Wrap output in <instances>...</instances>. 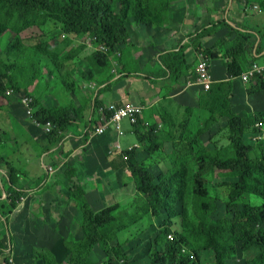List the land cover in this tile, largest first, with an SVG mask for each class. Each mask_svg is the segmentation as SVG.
Returning a JSON list of instances; mask_svg holds the SVG:
<instances>
[{
    "label": "crops",
    "instance_id": "obj_1",
    "mask_svg": "<svg viewBox=\"0 0 264 264\" xmlns=\"http://www.w3.org/2000/svg\"><path fill=\"white\" fill-rule=\"evenodd\" d=\"M253 5L260 10L254 9ZM149 6L148 11L151 12L145 21L129 16V37L125 46L128 47L125 50L127 60L125 63L118 62L119 58L114 56L113 59L117 60L111 61L114 70L99 67L92 59L91 54L97 46L89 36L74 38V44L81 45L78 53L57 71L58 76L66 77V82L58 80L66 97L54 96L52 101L48 97L40 103L32 90L34 82L28 85L29 95L13 92L8 96L10 100L1 101L0 98V119L8 115L10 122L19 127L12 129L9 136L7 131L4 132L9 138L7 141L13 143L16 140L17 145L13 147L15 157L0 159V202L8 201V177L12 170L17 172L14 181L23 192L21 205L10 216L9 224L0 218V264H8L7 253H13V257L21 255L15 257L18 258L16 264H42L38 256L42 251L54 253L57 264H68L67 257L62 261L63 256L56 253L65 249L52 233L55 228L62 233L66 231L63 220L67 217H81L82 220L78 204L69 192L72 186L83 189L94 213L119 205L118 212L122 215H140L147 196L138 190L131 175L128 163L130 152L135 153L134 161L149 173L154 175L152 172L156 170L157 163L166 167L167 173L173 166L171 160H164L162 156H173L177 149L167 150L165 142L163 146V137L170 134L180 137L182 128L190 131L191 126L196 124H203L198 130L200 134L206 131L211 134L220 125L226 127L229 124V114L243 120L264 117V86L261 87L260 82L255 80L244 83L239 78L251 62L264 63V0H171L150 3ZM159 9L162 13H158ZM216 23L210 34L201 36L195 43L191 42V36L198 30L211 28ZM243 36L253 43V47L249 50L244 46L236 52L238 58H235L234 67L239 64L242 71L231 76L225 67L226 60H231L228 53H232L236 44H245ZM197 44L219 53V57H207L211 87L215 90L212 94L203 92L205 90L195 83V66L203 56L196 50ZM166 54L172 65L180 64L174 73L162 69L164 63L160 56ZM131 61L138 65L143 62L142 70L130 71L136 68L135 65L129 68ZM173 74L180 75L175 77ZM88 76L93 80L86 83L84 79ZM221 82L230 84L226 104L220 102L223 90L214 86ZM25 96L37 100L50 112L62 110L73 102L72 106L78 109L76 120L62 133L60 142L49 141L41 128L27 120L20 103ZM206 97L210 101H205ZM129 102L143 106V120L151 127H157L155 137L159 139L156 144L163 147L158 146L152 154L151 148L149 153L146 152V145L151 147L153 142L142 143L143 140L136 134L137 129L127 121L122 122V135L115 128L107 129L103 135L96 134L101 125V109L109 110ZM15 103L20 111L14 108ZM221 113L224 115L221 116ZM217 148L220 150V147ZM159 153L163 154L159 157ZM67 168L72 169L68 171L72 175L71 181L66 176ZM25 206L29 209H25L26 220L35 216L41 221L51 220L48 229L40 235L33 228L27 231L19 228L18 218ZM149 216L154 214L147 212L143 217Z\"/></svg>",
    "mask_w": 264,
    "mask_h": 264
},
{
    "label": "trees",
    "instance_id": "obj_2",
    "mask_svg": "<svg viewBox=\"0 0 264 264\" xmlns=\"http://www.w3.org/2000/svg\"><path fill=\"white\" fill-rule=\"evenodd\" d=\"M140 3L144 6V0ZM141 4L133 3L131 0H0L1 101L10 100L6 94L9 90L19 95H23L22 93L29 95L28 84L19 80L18 71L14 72L18 67L12 58L13 49L17 43H20L14 38L15 34L20 35L27 29L43 27L45 24L55 25V34L49 39H44L45 33L41 32L42 39L35 46L40 50L38 66L45 59L49 63L46 68L51 76L57 73L58 69H62L65 61L78 53V50L73 51L74 38L89 36L98 48L91 57L95 58L99 67H107L111 65V59L116 53L118 57L120 56L127 43L129 14H133L138 21H145L147 14H150L151 11L148 10L151 6L147 4L141 7ZM158 13L162 11L159 9ZM216 25L217 23L212 24L211 28L198 30L194 36H191V42L195 43L201 36L210 34ZM61 36L68 42L64 41V50L58 51L55 47L61 41ZM243 39L246 37L243 36ZM243 42L245 44H236L232 48V53H228L231 60H226L225 67L231 76H236L242 71L239 64L234 67L235 58H238L236 52L244 46L249 50L253 47V43L248 39ZM101 46H106L107 50H101ZM196 50L204 57H219L217 51L213 52L212 48L203 49L199 44ZM168 58L167 54L160 56V60L164 63L162 69L164 72L174 73L173 71L180 64L172 65ZM118 62H122L120 58ZM38 66L36 62L29 65L32 78L38 73ZM179 75L173 74L175 77ZM258 79L260 86L263 87L264 78L258 77ZM58 80L66 82V77L61 75ZM214 86L217 90H223L224 96L220 102L226 104L227 97L230 96V84L221 82ZM212 87L207 90L211 94L215 92ZM34 102L37 119L43 123L51 122L58 128L46 134L47 139L60 142L62 133L76 120L75 112L78 109L69 105L62 110L50 112L51 110L41 107L37 100L34 99ZM104 111L109 115L106 109ZM228 118L230 120L227 128L229 153L227 149L223 156L215 151L207 153L203 149H194L191 141L184 151L179 150L169 157L173 166L170 171L155 176L134 161L135 153H129L131 175L136 180L138 190L147 196L140 215L134 213L120 215L119 205L94 213L84 197L83 189L79 186L69 188L71 197L82 213L85 234L79 244H65L69 250L68 264H90L88 258L96 246H99L105 254L106 264H131L118 247L111 245L113 238L122 230L142 220L147 212L157 216L162 210L168 212L170 217L155 240L150 254V264H190V254L196 256L201 252L211 251L215 264H229L227 261L233 253L229 248L231 246L214 241L212 236L216 232L233 235L241 242V254L247 256L244 264H264V144L248 146L242 141L245 130L254 125L255 121L238 119L232 114H229ZM141 123L140 119L136 134L140 136V140H143L142 143L153 142L151 147L146 145V152L151 151L152 154L158 146L163 147L162 144H156L157 138L159 139L158 136L155 137L157 127L153 126L146 130ZM200 132L198 131L197 135ZM70 170L72 169L67 168L66 176L71 181ZM209 172L218 181L213 186L220 187L226 192V200L220 202L215 196L210 195L206 188L207 181L203 178V175ZM16 174L17 172L12 170L8 177L10 187L7 193L11 210L17 208L23 196L22 189L17 187L14 181ZM248 179H253L254 184L248 186L245 183ZM183 189H185L184 203L182 213L178 215L183 228L175 232L170 229L172 216H176L173 213L174 200L181 197L177 190ZM257 199L259 201L256 203ZM219 205L223 210L221 215H217ZM256 227L258 228L255 229ZM172 234L174 239L169 240L168 236ZM38 256L42 264H57L48 251H42ZM118 259L120 263L117 262Z\"/></svg>",
    "mask_w": 264,
    "mask_h": 264
},
{
    "label": "rangeland",
    "instance_id": "obj_3",
    "mask_svg": "<svg viewBox=\"0 0 264 264\" xmlns=\"http://www.w3.org/2000/svg\"><path fill=\"white\" fill-rule=\"evenodd\" d=\"M131 1L133 3L141 4L140 2L142 0H131ZM169 1L171 0H144V6H142L141 4V7H145V5L147 4L150 5V2L151 3H158V2L167 3ZM132 15L133 14H129V16H132ZM129 16L127 19L128 22H129ZM54 28H55V25L53 24H47V25L45 24L43 27L30 28V29H27L21 32L20 35L15 34L14 36L17 42H20L19 44L17 43L15 45L16 47H14L13 49L12 58L17 63V67H18V70L16 68L14 72L18 71L17 73L20 78L19 80H21L23 83L31 85V83L33 84L35 82L34 86L32 87V90H34L35 96L39 97L40 103H42V100L44 98H48V97L50 98L51 101H52V98H54V96L55 98L64 97V96L66 97V93L60 89L61 83H58L59 76L57 75V73L54 72L55 74L53 76L49 75L47 68H46L49 65V63L44 59L42 60L41 64L38 66V62H37L39 59L40 50L36 49L35 46L38 45V42L42 39L41 32L45 33L44 39H47V38L49 39L56 32ZM60 39L61 41H59L55 49L58 51L60 50L63 51L65 48L64 47L65 45L63 44V42L65 40L62 36L60 37ZM65 42L67 43L68 40L66 39ZM74 45L77 46V48ZM126 45L127 43L125 44V46ZM72 46H74L73 51L75 52L78 50L79 46L81 45L74 44L73 42ZM97 49L98 48L95 47V50L94 49L93 50L96 51ZM127 49L128 47H125V49L122 51L119 57L117 56L118 53L115 54V56L120 58L122 62L124 63L126 62L125 60H127V56H128L127 51H125ZM92 59L94 60L95 58L92 57ZM111 61H117V60L111 59ZM32 62H36L38 66V73L34 76L35 78L33 77L34 79L32 78V75H31L32 72L29 67V65ZM142 63L143 62H141L140 65H138L137 63L131 61L129 68L130 66H133V65H135L136 68H131V70L128 69V71L130 70V71L135 72L137 70H142V67H141ZM113 65L114 63H111L110 66H107V69L113 68L114 70L115 68ZM84 80L86 83H88L90 80L92 81L93 79H89V76H88V78L86 77ZM258 80L259 79L257 78L255 81L257 82ZM259 82L260 80L258 81V83ZM67 84H69V82L66 83V85ZM203 92H206V91H203ZM68 98L70 99V96ZM204 100L210 101V98L206 97ZM72 104L73 102H69V105H72ZM14 108L20 111V108L17 106L16 103L14 105ZM43 108L45 109L44 106ZM7 116L3 115L2 119H0V159L3 157L5 159H7L8 157H15L13 147L17 145L16 140H14L13 143H10L9 141H7L9 140V138L7 139V137H5L4 132L7 131L8 136H9L10 134L9 132H12V129L15 130L16 128H19L18 126L12 124L9 120L10 116L8 117ZM250 119L255 121L256 123L245 130L242 141L244 142L245 145H248V146H255L257 144L263 145L264 144V117L262 119L261 118L259 119V117L257 116V117H253ZM27 120H29L28 117H27ZM183 123H186V121L183 120ZM202 126L203 124H200V125L196 124L195 126H191L192 129L190 128V131L188 129L185 131L186 128H182L180 137H177L172 134H170L169 136L163 137L162 138L163 146L166 143L167 145H169L168 147L167 145L165 146L167 150L177 149L175 151V153H177L179 149L184 151V149L187 148V144L193 141L194 149H203L208 153V152L218 150L219 148L217 147H220V150H218V152L220 153V155L223 156L225 151L229 148V141L227 139L229 135V129H227L228 124H226V127H222L220 125L219 129L215 132H211V134H209V131H206L205 133L197 135V131L201 129ZM7 129L9 130L11 129V130L9 131ZM258 137H260L261 139L259 140ZM164 153L166 154V152ZM228 153H229V149H228ZM162 154L159 153L158 154L159 157ZM162 157L164 158V160L168 159L170 161L169 157H165V155ZM169 161H168V164H169ZM157 165L158 166H156V170L152 172L154 173V175L157 176L160 173H165L167 171L166 167H162L161 165L159 166L158 163ZM203 178L205 179V181H207L206 188L209 191L211 196H215L216 199L220 202L226 200L227 194L224 191V189L213 186L215 185L214 183L218 181L214 179V175L212 173L209 172L203 175ZM245 183H247L248 186L254 184L253 179L245 180ZM5 189L6 188L4 187V190ZM177 191H179L181 197L174 200L175 205L173 206V213L176 214V216L174 217L172 216V227L170 226L171 231H175V232L181 231V229L183 228L182 223L178 218V215L182 213V207H183L182 204L184 203L183 193L185 189L177 190ZM258 201L259 200L257 199L256 203ZM20 205H21V202L19 203L16 209L11 210L9 208V200L1 201L0 202V218L5 219V221H7V224H9L10 216L18 209ZM26 208L28 209V206H25V208L21 212L20 217L18 218L20 222L19 228L21 229L24 228L25 231H27L30 228H33L35 232L39 233L40 235V233H43L44 229H48L47 227L51 223V220L41 221V219H39L36 216L33 219L26 220L25 219V216H26L25 209ZM121 214L122 213H120V215ZM123 214L127 215L126 213H123ZM221 214H223V210L219 205L217 215H221ZM169 217H170L169 213L164 210L160 211L157 216L154 215V216L145 217L142 220L138 221L135 225L119 232V234L113 238L111 245L113 247L115 246L118 247L120 251L128 258V261L131 264H150L151 263L150 254L152 253V248L155 243V240H157L156 238L160 230L164 227ZM63 223L66 229L64 233H62L61 230H60L61 232H59L56 228L53 230V233H52V236L56 240L62 242L61 245L63 249H65L63 252L56 251V253L58 254L60 253L63 256L62 261L65 259V257L68 258L69 256V250L67 249L65 244L73 243V245L75 244L77 245L80 242H82L84 239V231L82 227L81 217L80 218L74 217L72 219L67 217L66 219L63 220ZM118 227H121V226H118ZM258 227H256L255 229H257ZM263 228H264V225H263ZM172 235L174 237V234ZM212 239L217 242L220 241L225 246H231L229 248L231 249L233 253H232L231 258L227 261L229 264H244L247 256L241 254V251H240L241 242L238 239H236L233 235L228 236L222 233L217 234L216 232L212 236ZM56 244L57 243L55 242L54 245ZM7 254L9 255V259L11 257L12 261L14 262L13 264H16L15 262L18 261L17 260L18 258H15V257L21 256V255L16 254V256L13 257L14 255L13 253H7ZM190 258H191L190 264L191 263L192 264H195V263L196 264H215L214 259H213L214 255L212 251L211 252H201L200 254L196 256H193L192 254H190ZM9 259H8V263H9ZM106 260L107 258L105 254L103 253L102 249L99 246H96L95 248H93V250L90 253V257L88 258V263L90 262V264H106ZM117 262L120 263V260L118 259Z\"/></svg>",
    "mask_w": 264,
    "mask_h": 264
},
{
    "label": "built area",
    "instance_id": "obj_4",
    "mask_svg": "<svg viewBox=\"0 0 264 264\" xmlns=\"http://www.w3.org/2000/svg\"><path fill=\"white\" fill-rule=\"evenodd\" d=\"M254 9H258V6L253 5ZM101 50H107L106 46H101ZM196 81L195 83L199 85L203 90L207 91L212 83V78L208 69V58L200 57L196 66ZM258 77L264 78V63L251 62L246 69H244L240 74L239 78L242 82L248 83L251 80H256ZM13 91H7V96H11ZM21 105L25 111L26 116L29 118L30 122L35 126L41 128L46 134H50L53 131H56L58 128L51 122L43 123L36 117V107L35 102L32 97L25 96L21 99ZM35 108V109H34ZM109 115L105 114V111L101 109L102 119L100 128L97 129V135H103L107 129L115 128L121 135L122 131V122L127 121L134 129H137L139 120L141 119V124L144 128L150 129V124L143 120L144 108L141 105H135L133 103H124L122 105L113 106L107 110ZM260 140L261 138L258 137ZM169 240H173V235L168 236ZM11 257L9 259V264H13Z\"/></svg>",
    "mask_w": 264,
    "mask_h": 264
}]
</instances>
